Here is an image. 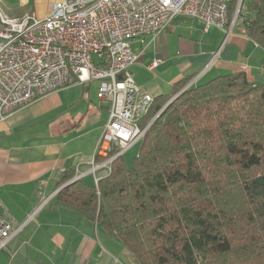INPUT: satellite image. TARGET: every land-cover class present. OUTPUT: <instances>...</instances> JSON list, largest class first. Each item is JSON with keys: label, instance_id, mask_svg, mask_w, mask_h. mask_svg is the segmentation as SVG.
I'll use <instances>...</instances> for the list:
<instances>
[{"label": "trees", "instance_id": "obj_1", "mask_svg": "<svg viewBox=\"0 0 264 264\" xmlns=\"http://www.w3.org/2000/svg\"><path fill=\"white\" fill-rule=\"evenodd\" d=\"M237 21L264 50V0H242ZM189 81L154 97L140 125ZM56 199L118 240L131 264H264V82L237 72L191 84L147 128L130 164L119 156L97 185L78 179Z\"/></svg>", "mask_w": 264, "mask_h": 264}, {"label": "crops", "instance_id": "obj_2", "mask_svg": "<svg viewBox=\"0 0 264 264\" xmlns=\"http://www.w3.org/2000/svg\"><path fill=\"white\" fill-rule=\"evenodd\" d=\"M59 1L0 0V7L12 18L30 12L44 18ZM131 47L140 52L130 68L133 80L153 97L169 93L184 79L196 85L244 72L250 84L264 82V50L239 21L226 35L178 14L162 31L133 40ZM155 59L160 63L150 67ZM97 87L90 82L61 88L0 120V221L19 226L47 199L0 249V264H131L118 240L56 199L66 171L73 178L84 174L79 180L87 184L107 174L105 169L89 173L109 110L97 98Z\"/></svg>", "mask_w": 264, "mask_h": 264}, {"label": "built area", "instance_id": "obj_3", "mask_svg": "<svg viewBox=\"0 0 264 264\" xmlns=\"http://www.w3.org/2000/svg\"><path fill=\"white\" fill-rule=\"evenodd\" d=\"M229 2L61 0L50 5L44 18L31 12L12 18L0 7V120L61 88L97 82V98L109 110L89 173H108L114 159L142 140L148 125L140 121L154 101L131 75L140 54L131 42L156 35L178 14L198 19L205 30L217 27L229 35L238 15L235 11L229 19ZM159 63L155 59L150 67ZM98 180L94 176V185ZM46 202L42 198L19 226L0 221V249Z\"/></svg>", "mask_w": 264, "mask_h": 264}, {"label": "water", "instance_id": "obj_4", "mask_svg": "<svg viewBox=\"0 0 264 264\" xmlns=\"http://www.w3.org/2000/svg\"><path fill=\"white\" fill-rule=\"evenodd\" d=\"M241 1L242 0H240L239 1V4H238V8H237V12H238V10L240 9V6H241ZM187 88V86L186 87H184L182 90H180L178 93H176L173 97H171L170 98V100L161 108V110L151 119V121L148 123V127L152 124V122L160 115V113L175 99V98H177L185 89ZM147 127V128H148ZM77 179L76 178H73V179H71V180H69L68 182H66L65 184H63V186H62V188L63 187H65V186H67L68 184H70V183H72V182H74V181H76Z\"/></svg>", "mask_w": 264, "mask_h": 264}, {"label": "rangeland", "instance_id": "obj_5", "mask_svg": "<svg viewBox=\"0 0 264 264\" xmlns=\"http://www.w3.org/2000/svg\"><path fill=\"white\" fill-rule=\"evenodd\" d=\"M240 1V0H238ZM237 10V7H236ZM235 14V13H234ZM237 22V19H236ZM235 22V23H236ZM240 22V21H239ZM189 85V84H187ZM148 125V124H147ZM141 142V141H140ZM140 142L135 144L133 147H131L127 152L124 153V155L122 156L123 160L125 161L126 164H130L132 159L137 155L139 146H140Z\"/></svg>", "mask_w": 264, "mask_h": 264}]
</instances>
